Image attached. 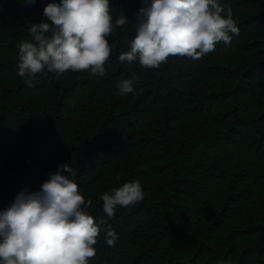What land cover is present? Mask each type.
I'll return each mask as SVG.
<instances>
[{
    "label": "trees",
    "instance_id": "1",
    "mask_svg": "<svg viewBox=\"0 0 264 264\" xmlns=\"http://www.w3.org/2000/svg\"><path fill=\"white\" fill-rule=\"evenodd\" d=\"M0 264H264V0H0Z\"/></svg>",
    "mask_w": 264,
    "mask_h": 264
}]
</instances>
